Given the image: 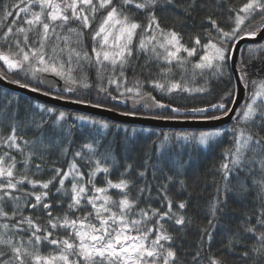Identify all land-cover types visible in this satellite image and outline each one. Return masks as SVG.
<instances>
[{"label": "snow or ice", "instance_id": "1", "mask_svg": "<svg viewBox=\"0 0 264 264\" xmlns=\"http://www.w3.org/2000/svg\"><path fill=\"white\" fill-rule=\"evenodd\" d=\"M207 7L198 0L0 3V81L44 96L63 81L55 99L94 90L112 101L201 113L204 122L234 120L228 146L209 170L213 192L197 222L188 212L191 158L158 149L139 163L129 162L99 141L72 149L74 125L65 128L69 113L40 105L39 119L35 113L21 118L19 104L13 107L6 98L0 105V264H264V77L251 78L254 70L264 72V43H249L264 40V0H245L239 7L213 0L221 14L205 15L201 32L185 43L176 24ZM161 12L174 21L163 24ZM18 74L24 79L9 80ZM225 75L244 86L247 95L239 107L236 87L207 107L181 108L152 94L179 99L204 93L212 78ZM70 102L106 108L79 97ZM71 118L109 127L86 115ZM223 134L216 127L164 133L160 145L208 147ZM230 201L242 205L235 226L228 223ZM189 232L193 239L185 249Z\"/></svg>", "mask_w": 264, "mask_h": 264}, {"label": "trees", "instance_id": "2", "mask_svg": "<svg viewBox=\"0 0 264 264\" xmlns=\"http://www.w3.org/2000/svg\"><path fill=\"white\" fill-rule=\"evenodd\" d=\"M198 2L207 4L208 7L203 10L193 12L191 17L183 20V24H176V30L183 35L185 43H188V37L190 34L201 32V20L205 15L213 14L214 18H217L222 12V9L217 10L213 7V0H198ZM230 2L233 3L234 6L239 7L245 2V0H230ZM0 3H12V0H0ZM158 15L161 16L163 24L170 25L174 21V17L170 13L161 12L158 13ZM10 22L11 20L9 19L8 23ZM261 55H264V53H261ZM139 63H144L143 57H141ZM254 63H256L257 68L260 67L259 62ZM129 76H131V71H129ZM261 77H264V72H260L259 75H256L254 70L251 78L259 79ZM17 78L22 80L24 79L22 74L9 75V80ZM32 83L34 84L35 82ZM41 87L47 91L43 86ZM208 87L210 89L209 91L204 93H194L191 96L183 94L179 99H174L173 97L169 96H162L156 91H153L152 94L155 95L157 99L162 100L163 103H172L173 106L181 108L207 107L212 103L220 102L221 96H223L227 90L236 87V80H229L227 75L224 77L212 78ZM250 88L251 85H249V89ZM146 90L152 91V89L147 87ZM58 94H61L58 92V90L52 91L53 96ZM63 95L69 97L68 100L79 97L91 100L94 103L99 101L104 103L107 109L111 108L112 110H115L119 113L133 111L137 113L136 116L151 117L153 115H173L178 117L176 120H200L199 117L203 115L201 113L191 112L171 113L169 109H155L151 113H147V108H145L141 103H138L137 108L133 109L130 103L131 100H127V102L112 101L110 99H105L102 95L98 96L94 90H89L87 92L80 90L77 93H63ZM6 98L13 101V107L16 103L19 104L21 118H25L26 116L35 113V117L39 119L40 116L44 114L40 113L38 106L43 105L45 107L55 109L57 113L60 111L69 113L70 117H74L75 115H86L95 120L107 122L109 124V128L105 131H102L101 127L99 126L97 127L89 125L85 126V128L81 130L77 125L71 123V121H73L72 119L69 122V125H74L71 127L70 137L72 141V149L78 148L84 142L99 141L105 148H110L117 159H122L124 156H127L129 162L139 163L144 158L145 153H155L158 149L159 151L164 152L166 156H171L174 158L179 157L183 159L191 158L192 164L187 171L188 189L192 193L188 212L189 214L195 216L197 222L204 219V205L211 198L213 192L212 173L209 170L214 164H218L220 162L221 151L228 146V139L230 136L228 129L231 128L234 120L229 125L218 128L219 130H223V133L225 134L211 141L208 147L182 141L164 142V144L161 146L160 142L163 139L164 133H168L171 136L175 132H198L200 130L154 128L143 125L123 124L105 117L94 116L86 114L82 111L71 110L47 104L22 93L13 92L0 87V105H4L7 102ZM47 118H49V121L55 119L54 116H49ZM5 131H7V128H5ZM94 131L96 133H94ZM29 135H31V133H29ZM53 158H55V156ZM117 174V171L114 170L112 178L116 179ZM206 176L207 179H205ZM229 209L232 215L230 218H228V223L230 226H235V223L238 222V215L242 210V205L234 201H230ZM233 209H235V212H232ZM192 239L193 233L189 232L188 239L183 242V248H188ZM177 243L179 244L181 242L178 240Z\"/></svg>", "mask_w": 264, "mask_h": 264}, {"label": "water", "instance_id": "3", "mask_svg": "<svg viewBox=\"0 0 264 264\" xmlns=\"http://www.w3.org/2000/svg\"><path fill=\"white\" fill-rule=\"evenodd\" d=\"M264 40H261L260 37H257L256 41H249V43H262ZM244 42H241V46H243ZM240 54L237 53V60L239 59ZM50 81L55 80L53 77H49ZM0 87L4 89H8L13 92H19L24 95H27L29 97H32L36 100H39L41 102L51 104L54 106L66 108V109H71V110H77V111H82L85 112L86 114L94 115V116H99V117H105L108 119H112L114 121H117L119 123L123 124H135V125H143V126H148V127H154V128H171V129H209L212 127L216 128H221L229 125L233 120L229 118H225L222 122H204L202 120H161V119H151L148 118L150 116H124L121 115L119 112L112 110L108 111L107 108H92L86 105H80V104H75L71 103V100H58L55 99L53 95L51 96H44L39 93H33L28 89H23L20 88L18 85L9 83L8 81H0ZM43 87L48 90L46 85H43ZM64 87L63 81H58L55 84V87L52 89L53 90H58L62 89ZM236 88H238V96L239 99L237 100L236 107H239L240 104L243 103L244 98L246 96V92L244 89L243 84H239L236 81ZM131 106L133 109H136L138 106L137 104H134L133 101H130ZM142 105H144L143 101L140 102ZM155 108H147V113H151L154 111Z\"/></svg>", "mask_w": 264, "mask_h": 264}, {"label": "rangeland", "instance_id": "4", "mask_svg": "<svg viewBox=\"0 0 264 264\" xmlns=\"http://www.w3.org/2000/svg\"><path fill=\"white\" fill-rule=\"evenodd\" d=\"M47 117H49V116H46V118ZM47 119H49V118H47ZM72 120V118L70 117V119H69V121L67 122V124H65V128H67L68 126H69V122ZM71 123H74L75 125H77L81 130H83L84 128H85V126H87V125H89V126H99V125H92V124H89V123H87V122H84V121H76V120H74L73 119V121H71ZM100 127V126H99ZM109 128V127H108ZM107 128V129H108ZM102 129V131H105V130H107V129H104V128H101ZM222 133H223V130H220ZM94 133H96L95 131H94ZM218 138V137H217ZM211 142V141H210Z\"/></svg>", "mask_w": 264, "mask_h": 264}]
</instances>
